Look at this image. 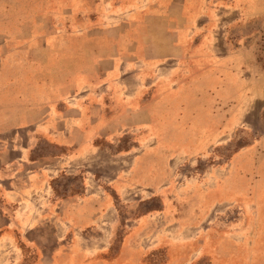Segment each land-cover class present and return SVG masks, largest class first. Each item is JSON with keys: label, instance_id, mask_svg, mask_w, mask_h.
<instances>
[{"label": "rangeland", "instance_id": "obj_1", "mask_svg": "<svg viewBox=\"0 0 264 264\" xmlns=\"http://www.w3.org/2000/svg\"><path fill=\"white\" fill-rule=\"evenodd\" d=\"M0 264H264V0H0Z\"/></svg>", "mask_w": 264, "mask_h": 264}, {"label": "crops", "instance_id": "obj_2", "mask_svg": "<svg viewBox=\"0 0 264 264\" xmlns=\"http://www.w3.org/2000/svg\"><path fill=\"white\" fill-rule=\"evenodd\" d=\"M105 34H107V32Z\"/></svg>", "mask_w": 264, "mask_h": 264}]
</instances>
